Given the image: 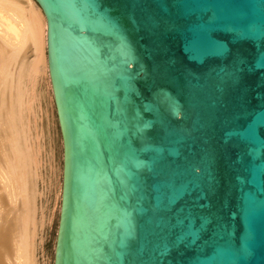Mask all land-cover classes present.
<instances>
[{"label":"water","instance_id":"water-1","mask_svg":"<svg viewBox=\"0 0 264 264\" xmlns=\"http://www.w3.org/2000/svg\"><path fill=\"white\" fill-rule=\"evenodd\" d=\"M36 1L55 264H264V0Z\"/></svg>","mask_w":264,"mask_h":264},{"label":"bare ground","instance_id":"bare-ground-1","mask_svg":"<svg viewBox=\"0 0 264 264\" xmlns=\"http://www.w3.org/2000/svg\"><path fill=\"white\" fill-rule=\"evenodd\" d=\"M28 49L33 50L32 60L27 56ZM47 69H49L47 19L42 7L36 0H0V130L4 134L0 136L3 158V161L0 158V180L5 188H9L6 190H13L11 193L17 190V194L14 195L19 197L16 199L21 206L20 211L18 210L20 216L17 217L20 218V221L17 220L20 225L13 243L14 259L9 258V254L6 257L7 253L3 254L6 251L4 249L6 234L0 232V264H5L4 257L8 264H38L35 256L37 236L35 199L39 193L36 186L38 146L35 148L34 142L32 141L34 146L30 143V124L33 116L31 114L30 122L28 113L38 103V98L36 99L34 94L38 85L36 83L43 78ZM2 194L6 195L5 191ZM1 202L3 204V201ZM55 256L56 248L54 264Z\"/></svg>","mask_w":264,"mask_h":264},{"label":"rangeland","instance_id":"rangeland-1","mask_svg":"<svg viewBox=\"0 0 264 264\" xmlns=\"http://www.w3.org/2000/svg\"><path fill=\"white\" fill-rule=\"evenodd\" d=\"M32 52H33L32 49L27 50V56L30 60L33 59L32 57L34 53L32 54ZM43 75H42L43 78L41 77L40 81L36 83L38 85H36V89L34 92V94L36 95V99L38 98L37 99L38 103H36V106L35 107L33 106V110H31L30 113H28L30 114L29 117L30 122L32 116L34 119V120L32 119L31 124L34 122L36 124V125L30 124V133L32 134V135L30 134L32 139V140L30 139V143L32 144L34 142L33 144L35 145V148H37L36 145L38 146L37 161L39 163V164L37 163L38 168L36 167L38 171L36 176V178L38 177V179H36L37 181L36 184L38 185L36 186L38 187L37 189L39 193H37L36 195L37 198L35 199L37 206V210L35 214L36 222H37L36 223L37 236L35 237V242H36L35 256L38 264H54V255H55L58 229L60 226V216H61V208H62L64 142H63V136L58 119L50 70L47 69V72ZM35 134L36 137H34ZM3 135H4L3 132L0 130V136ZM33 138L35 139L37 138V139L35 140ZM33 144L32 146H34ZM0 158L1 161H3L1 155V145H0ZM1 184L3 185L2 181L0 180V185ZM2 185L0 186L1 187L0 190L2 189ZM4 188L5 186L0 191L2 193H4L5 191L6 194L4 195L1 193L0 195V197L3 196L0 199L1 204H2L1 201H3V204L2 205L0 204L1 205L0 214L2 213L3 215V216L0 215V232H4V234H6V242H5L6 248H4L6 251L3 254L6 255L7 253L6 257L9 254L8 257L14 259L13 243L16 240L15 236L17 235L18 227L20 225V223L17 222V220L20 221L19 220L20 218L18 219L17 217L20 216L19 211L21 206L17 200L19 197L14 195L17 194L16 193L17 190H14V192L11 193L13 190L12 191L6 190L9 188H5L4 190ZM8 191H10L9 192L10 194L8 193ZM13 195L15 196V198L12 199V197H14ZM14 199L17 201L16 202L13 201ZM3 208L5 211L3 210ZM17 214L19 215L17 216ZM3 260H5L4 261L5 264H8L5 257Z\"/></svg>","mask_w":264,"mask_h":264}]
</instances>
